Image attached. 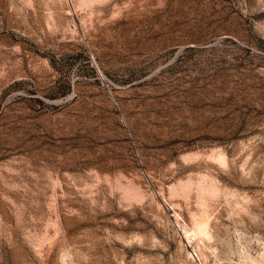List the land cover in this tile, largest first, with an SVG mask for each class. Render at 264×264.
<instances>
[{"label": "rangeland", "instance_id": "obj_1", "mask_svg": "<svg viewBox=\"0 0 264 264\" xmlns=\"http://www.w3.org/2000/svg\"><path fill=\"white\" fill-rule=\"evenodd\" d=\"M0 264H264V0H0Z\"/></svg>", "mask_w": 264, "mask_h": 264}]
</instances>
